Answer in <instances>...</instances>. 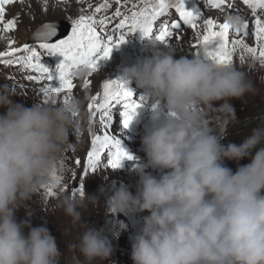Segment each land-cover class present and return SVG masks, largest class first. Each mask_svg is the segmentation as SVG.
I'll return each mask as SVG.
<instances>
[{
    "label": "clouds",
    "instance_id": "obj_1",
    "mask_svg": "<svg viewBox=\"0 0 264 264\" xmlns=\"http://www.w3.org/2000/svg\"><path fill=\"white\" fill-rule=\"evenodd\" d=\"M144 36L151 54L123 66L118 78L142 90L146 159L132 155L135 191L128 184L115 187L104 202L106 214L139 216L131 236L133 264H264V122L239 142L225 143L203 110L223 101L219 110L234 117L230 101L254 91L252 82L232 65L204 54L177 58L175 50L164 51ZM12 97L0 90V264H60L62 252L47 224L34 226L17 213L53 182L70 135L85 131L87 113L76 97L31 106ZM244 158L249 162L235 170L225 163ZM85 200L100 202L87 192L65 194L57 208L76 224ZM122 226L117 220L107 231ZM69 247L82 264L113 253L101 226L86 227Z\"/></svg>",
    "mask_w": 264,
    "mask_h": 264
},
{
    "label": "rangeland",
    "instance_id": "obj_2",
    "mask_svg": "<svg viewBox=\"0 0 264 264\" xmlns=\"http://www.w3.org/2000/svg\"><path fill=\"white\" fill-rule=\"evenodd\" d=\"M102 3H104V0H10L9 3L3 5L4 14L3 18L0 19V52H10L12 48L22 49L24 44H29L41 53L42 61L49 65H54L58 58L48 57L45 50L39 47L40 42L48 41L44 39L32 40L40 26L47 22L65 20L70 25L68 31L70 33L71 21L78 19L81 15L91 16L94 14L95 19L100 20L105 16L111 18L117 8L122 13L128 14L130 10H136L142 6L141 0H108L110 6L96 13V7ZM133 5L136 6V9H133ZM189 5H197L201 10V17L198 19V26L195 29L183 24L179 13L175 9H170L168 13L159 17L154 22L152 35L154 38L156 28L159 25L168 23L171 28L174 22L180 21L181 23L180 29H171L173 34L168 38V46L160 43V48L164 51H167L168 48L175 50L177 58L180 56L191 57L195 51H199L201 55L203 54V46L200 45L194 49L193 45H196V41L206 31L205 19H213L218 26L228 22L230 17L242 18L247 21L248 28L238 33L235 31L233 24V27L229 30V47H233L234 41L240 40L249 47H256L257 56H253L239 45H235L231 65L244 72L253 84L254 91L246 93L245 96L250 100L264 103V63H261L258 58L259 47L255 35L256 17L253 15L250 6L244 0H227V3L218 9L206 5L205 0H189ZM257 15H260L261 19H264V11L257 10ZM119 19V17L112 19L111 23L104 26L98 25L97 31L103 32L105 35L112 34L114 40L123 34L125 36L124 43L113 49L111 57L104 60L96 72L90 73L87 71L84 75H73V83L76 87L72 92H64L55 97L57 100H64L65 95L76 97L82 101L84 110L87 113V118L84 121L85 131L80 136L70 135L69 143L64 147L58 164L57 172L63 177V187L53 180L47 186H52L55 195H49L47 187H42L27 202V207H21L17 213L18 218H28L34 226L47 224L51 233L57 238L62 252L60 264H82L84 258L69 246L77 243L78 237L86 227H104V221L107 217L112 218L111 227L117 220L123 226L116 228L114 233L106 232L113 246L111 257L103 262L95 261L93 264H133L131 259V236L137 231L135 221L139 216L132 217L123 214L114 216L106 214L104 202L111 195L113 189L121 183L128 184L132 191H135L134 186L138 180V176L132 170L133 168H127L128 166L132 167L134 161L126 158L122 162L121 167L112 168L108 163L107 153H105V157L102 156L97 169L94 172L90 171L87 175L84 174L87 153L91 150L92 136L93 134H102L104 131L100 120L92 119L87 107L88 103L91 102V98L97 92L102 93L103 82L105 80L118 78L123 66L133 64L137 59L151 54L147 47L150 37L144 36L141 30L137 29L135 32H131L125 28L122 31L113 32ZM13 20L15 21V26L8 28V22ZM10 30L17 31L18 34L15 35ZM56 35H45L42 38H50ZM27 54V52L21 51L0 58V90L6 89L13 94L12 98L15 101L31 106L36 101L44 103L45 97L40 89L47 87L50 82L46 79H29V77L39 76V73L26 69L19 63L7 64L4 62L7 59L15 61L19 56ZM242 56L243 59H241ZM85 80L91 81V84L87 87H85ZM128 87L134 92V99L139 102L142 90L136 89L134 83L128 84ZM51 100L49 99L48 102ZM222 103L223 101L216 102V105L210 109L205 106L203 110L207 112L210 126L213 127L217 134H223L225 136L224 142L227 143L228 133H224L221 126V115L223 112L218 107ZM0 111H3V109H0ZM118 111H123L122 107ZM113 115L114 125L111 128L113 136L117 137L116 135L123 133L128 134L129 136L122 138L123 145L128 153L141 159H146L142 147L139 148V146L141 145V136L143 135L144 128L148 123L147 109L144 107L138 109V115L128 127L123 125V117L118 116L117 110L113 111ZM137 144L139 145L138 147ZM76 159H79L81 163L75 164L74 161ZM225 163L235 170V165L241 163V160L239 162L225 160ZM79 180H83L84 182V192H87L89 195L99 196L100 202L93 204L85 200V206L79 209L82 214V220L73 224L72 218L65 215L62 209L57 208V203L63 195H73L74 186ZM101 189L104 191L101 192ZM73 196L79 197L80 195ZM37 207H40L41 210L38 211Z\"/></svg>",
    "mask_w": 264,
    "mask_h": 264
},
{
    "label": "snow or ice",
    "instance_id": "obj_3",
    "mask_svg": "<svg viewBox=\"0 0 264 264\" xmlns=\"http://www.w3.org/2000/svg\"><path fill=\"white\" fill-rule=\"evenodd\" d=\"M10 0H0V19L3 18V5L9 3ZM142 6L133 9L128 14L121 12L119 8L113 13L111 18L105 16L100 20L95 19L94 14L91 16L81 15L78 19L71 21V32L66 34L62 39L55 42H40L39 47L44 49L48 57H57L54 65L42 61L41 53L35 47L24 44L22 49L12 48L10 52H0V58L19 53L27 52V55H21L15 61L7 59V64L19 63L26 69L34 70L39 76L29 77V79H46L50 82L47 87L41 88L40 91L45 97L44 102L49 99L58 97L61 93L72 92L76 87L73 83V72L79 69H88L90 73L96 72L104 60L111 57L114 48H117L125 41V36L121 34L114 40L112 34L97 31V26H104L111 23L112 19L119 17V22L115 25L113 32L122 31L127 28L131 32L137 29L141 30L144 35L152 36L154 22L159 17L164 16L170 9H175L179 13L180 20L183 24L189 25L193 29L197 28V21L201 17V10L197 5H189V0H141ZM253 11L255 19V35L258 41L259 53L258 58L264 63V19L257 15V10L264 11V0H244ZM206 5L212 8H220L227 3V0H205ZM110 5L108 0L96 7L95 12L99 13L102 9L108 8ZM231 6V5H229ZM204 24L206 31L200 39L193 45L203 46V54L218 65H231L233 61V52L235 45H239L249 54L257 56V48L249 47L243 41L237 40L233 42V47H229V30L235 26L236 32H241L248 28L247 21L240 17H230L228 22L216 25L213 19H205ZM15 26V21H9L8 28ZM50 27V26H48ZM180 21L174 22L169 27L168 23H163L156 28L155 39L161 44L168 46V38L172 36L171 29H180ZM218 29V30H217ZM194 55H200L199 51H195ZM243 59V56L241 57ZM91 84L90 80H85V87ZM71 96L65 95L64 101L67 103ZM144 97H139V102L134 99V92L128 87L123 80L108 79L103 82V91L97 92L91 98V102L87 107L91 113L93 120L99 119L103 124L104 131L102 134H93L91 139V150L87 153V163L84 174L90 171L94 172L99 166L102 156L107 153L108 163L112 168L121 167L122 162L127 158L133 159L128 153L121 139L110 134L109 129L114 125L113 111L117 110L119 117H123L122 123L125 127L134 120L138 109L143 106ZM122 107L123 111H118ZM75 164L81 161L76 159ZM53 180L59 186L63 187V177L58 172L53 174ZM49 195H55L52 186H46ZM84 193L83 180L77 181L74 186L73 195H82Z\"/></svg>",
    "mask_w": 264,
    "mask_h": 264
},
{
    "label": "trees",
    "instance_id": "obj_4",
    "mask_svg": "<svg viewBox=\"0 0 264 264\" xmlns=\"http://www.w3.org/2000/svg\"><path fill=\"white\" fill-rule=\"evenodd\" d=\"M230 103L235 107V114L233 117L230 114L225 115L222 113V131L224 133H228L227 142H239L249 134L253 127L259 125L261 122H264V103L250 100L246 96L241 99H233ZM248 162V158H244L241 160V163H237L238 165H235V168Z\"/></svg>",
    "mask_w": 264,
    "mask_h": 264
},
{
    "label": "water",
    "instance_id": "obj_5",
    "mask_svg": "<svg viewBox=\"0 0 264 264\" xmlns=\"http://www.w3.org/2000/svg\"><path fill=\"white\" fill-rule=\"evenodd\" d=\"M50 26V27H48ZM70 28V25L67 21L65 20H60V21H55V22H47L45 24H43L42 26H40L35 34V36H33L32 40L33 41H37L39 39H44L47 40L49 42H54L64 36H66V34L68 33ZM50 34H57L54 37H50V38H42L45 35H50ZM111 223H112V218L111 217H107L104 221V228L107 232V229L111 228Z\"/></svg>",
    "mask_w": 264,
    "mask_h": 264
},
{
    "label": "bare ground",
    "instance_id": "obj_6",
    "mask_svg": "<svg viewBox=\"0 0 264 264\" xmlns=\"http://www.w3.org/2000/svg\"><path fill=\"white\" fill-rule=\"evenodd\" d=\"M11 31V30H10ZM13 34H15V35H17L18 34V32L17 31H11ZM26 32H27V30H26ZM15 43V42H14ZM109 132H110V134H112L113 135V133L111 132V129H109ZM116 135V134H115ZM117 137L116 138H119V139H121L122 140V138H124V137H126V136H129L128 134H125V133H123V134H118V135H116ZM139 145L137 144V147H138ZM139 148H141V145L139 146ZM131 164V163H130ZM128 166V165H127ZM132 166V165H131ZM127 168H133V166L132 167H127ZM34 209H36V207H34ZM37 210L39 211V210H41V208L40 207H37Z\"/></svg>",
    "mask_w": 264,
    "mask_h": 264
}]
</instances>
